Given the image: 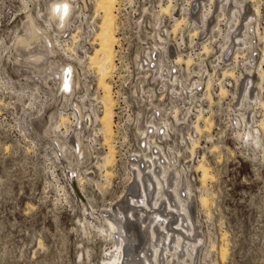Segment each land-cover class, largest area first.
Here are the masks:
<instances>
[{"label": "rangeland", "instance_id": "obj_1", "mask_svg": "<svg viewBox=\"0 0 264 264\" xmlns=\"http://www.w3.org/2000/svg\"><path fill=\"white\" fill-rule=\"evenodd\" d=\"M18 4L15 0L0 2V42L7 46L0 51V264H103L113 247L104 211L122 201L127 191V156L136 148L135 128L143 127L145 120L146 110L134 102L131 91L136 79L132 63L135 52L123 47V64L116 63V73L109 80L115 101L111 144L116 162L108 168L111 177L105 179L97 164L107 149L94 120L96 114L101 115L102 105L78 99L86 91L92 99L102 93H96L93 70L84 66L88 59L85 63L80 58L77 63L66 62L74 68V79L77 77L72 96L66 100L72 120L66 129H58L61 62L56 54L49 59L43 54L46 48L41 32L49 28L60 31H55L53 23L45 25L49 6L32 1L27 3L32 11L28 17L42 30L34 37L27 17L11 18L23 10ZM78 5L84 8L83 13L78 11L75 16L83 20L87 15L89 25L98 26L99 19L93 18V0ZM35 53L41 56L39 62L30 59ZM71 141L77 142L76 148L67 144ZM216 141V137L211 139L209 153H205L212 178L204 182L205 186L199 180L196 191L194 186L190 189V209L202 243L188 264H264V146L243 145L239 153L225 151ZM79 149L83 159L77 154ZM77 167L90 172L92 181L104 186L97 190L94 184H84L93 208L92 219L82 212L69 190L67 177L71 172L80 175ZM200 175L198 172L199 179ZM202 194L209 200L207 207L198 202Z\"/></svg>", "mask_w": 264, "mask_h": 264}, {"label": "built area", "instance_id": "obj_2", "mask_svg": "<svg viewBox=\"0 0 264 264\" xmlns=\"http://www.w3.org/2000/svg\"><path fill=\"white\" fill-rule=\"evenodd\" d=\"M15 1L23 10L13 13L11 18L31 15L29 2L40 1L48 7L52 1L60 0ZM75 1L84 4L85 0ZM257 6L259 14L255 11ZM167 7L168 10L163 11L162 8ZM34 13L37 15L36 11ZM115 15L117 54L114 62L123 64V47L135 52L132 63L136 79L131 86L136 98L134 102L138 101L146 109L149 101L143 91L149 89L152 92L151 103L157 111L152 121L156 126L165 121V125L151 135L170 164H174L173 170L178 175L172 173L171 177L179 186L178 191L183 194L185 188L191 189V186L196 191L199 181L196 165L203 159L207 161L205 153H209L207 146L211 139L216 137V142L224 146L225 151L240 153L243 143L236 134L260 130V122L264 119V111L258 105L259 99L264 100V74L258 75L260 68H264V0H116ZM87 22V15L83 20L78 16L59 33L51 28L45 30L54 43L53 54L61 63H77L79 58L85 63L86 56L93 51L97 24L94 28ZM178 22L180 26L176 27ZM237 36L243 38V43L236 42ZM45 47L49 59L52 54L47 45ZM6 48L2 40L0 51L4 52ZM141 52L150 56L154 69L136 68L134 60ZM251 55L253 61H249ZM187 60H190L188 64ZM156 68L163 69L161 76H155ZM247 73L254 77V85L250 89L252 92L244 96L245 80L251 78ZM210 80L207 90L206 83ZM136 86L139 97L134 94ZM259 86H262L261 90ZM221 88L226 93L221 94ZM72 92H60L61 102L57 107L60 115L68 118L66 100ZM87 97L86 92L78 99L88 100ZM207 122L212 125L209 131ZM135 144L136 148L127 156L128 186L138 161L135 155L137 139ZM129 145L133 146L132 140Z\"/></svg>", "mask_w": 264, "mask_h": 264}, {"label": "bare ground", "instance_id": "obj_3", "mask_svg": "<svg viewBox=\"0 0 264 264\" xmlns=\"http://www.w3.org/2000/svg\"><path fill=\"white\" fill-rule=\"evenodd\" d=\"M93 3H94L93 18L99 19V23L97 28L94 30L95 31L94 39H93L94 48L92 51L94 53L92 54L91 52L90 54L92 55L88 54V56H86L88 62L84 66L90 71L93 70V73L95 74L94 77L96 78V86L98 87V89H96V93L99 90L100 93L102 91L101 93L102 96L100 95L96 99L95 98L92 99L88 96L89 97L88 99L98 101L99 104L102 105L101 115L96 114L94 116V120L98 122L99 125L98 127H100V129L98 128V132L99 133L101 132L103 143L107 149V152H105L106 154L97 164V168L99 169V172L101 173L102 177L106 179L111 177L110 169L108 168H111L114 162H116L114 149L111 144V138L115 136L113 135V129H112L114 126L113 117L115 114L114 113L115 101L113 98V89L111 87L112 86L111 81H110L111 86L109 84V80L112 79L111 77L114 76L115 70H117L116 64H114L115 61L114 55L116 54L115 48L117 44L116 15H115L116 0H93ZM48 6L49 9L48 12L46 13H49L47 14V16L49 17H47V21H45V25L49 26L52 25L53 23L55 26V31L56 30L61 31L68 24L69 18L72 17L75 18L76 17L75 15L79 13H83V9H84V8H80L78 2H76L75 0H60L56 2L53 1ZM162 9L163 11L166 12V10H168V7ZM238 10L240 11L239 6H238ZM255 11L256 14L260 13L259 6L255 7ZM27 18L29 22L28 25L31 28L30 30L31 35L33 34V36L36 37L42 33L44 41L46 42V44L45 43L44 44L47 45V47L50 49L49 50L50 54L53 55L54 43L53 41H50L49 37L46 34V31L45 30L42 31L39 27H37V24L35 23L34 19L31 18V16ZM82 18H86V17L83 16ZM195 21L199 22V20H195ZM177 26H180L179 22L176 24V27ZM91 27L95 28V25L91 24ZM40 31L42 32L40 33ZM263 38H264V27H263ZM242 40H243L242 37L237 36L236 39L237 43H241V42L243 43ZM19 41L22 40L19 39ZM19 44H23V43H19ZM40 52H42V50L37 53ZM45 53L43 51V54ZM35 54L30 55L31 57L30 59L34 60L35 62H39L41 56ZM253 60L254 58L251 55L249 61H253ZM189 61L190 60H187L186 63L188 64ZM134 62L136 68L143 69L144 66H146L145 67L146 69H151V67H153L154 69V66L152 65V62L150 60V56L148 57V55L145 54L144 52H141L140 55L138 54L135 57ZM48 63L51 64L50 62ZM70 63L69 64L66 63L64 65H59L57 63V65H59V70H60L59 72L61 77L60 85H59L60 88L59 87L58 88L59 91L61 92L72 91L73 84L75 82L74 80L77 78L76 77L74 79L73 76L74 68ZM56 67L58 70V66ZM162 71H163L162 68H156L155 76H161ZM82 73L81 76L83 75ZM259 73L260 74L258 75L262 77L264 74V68H260ZM90 74L88 73L87 75ZM145 75L146 76L148 75L147 72L145 73ZM247 75H249V77L251 78H247L245 80V84L243 86V91H242L244 96H246L248 92H252L250 89L254 85L252 80L254 77H252L248 73ZM85 76H86V72H85ZM58 78H59V73H58ZM77 81L79 80L77 79ZM206 84H207V90H209L211 85V80L208 81ZM86 85L85 87H87ZM261 89L262 86H259V90ZM82 91L84 92V90ZM143 92L145 96H147L149 103H147L146 105V109H145L146 112L144 117L145 120L143 127L135 129V138L137 139V147H138V150L135 152V155L138 158L136 164L137 166L133 168V178H131L130 185L127 187V191L123 196V199L121 198L122 201L116 203L114 206L112 205L113 207L111 208L107 207L108 209H105L104 211V215H105L104 217L107 218L106 222L110 228V233L108 234V237H110L113 247L107 253L106 260L103 264H174V263L188 264L189 260L192 259V256L196 255L199 246L202 243V237L200 235L196 236L197 234L196 222L194 221L195 218L193 219L192 211L190 209L192 203L191 190L189 187H187L185 188L186 192H183V194L177 190L178 187L176 186V183L173 181L172 179L173 177H171L172 173L176 174L175 170H173L174 164H170L165 153L161 151L160 145L157 144L154 136L151 135L156 131L158 132L160 130L159 128L165 125V121L164 122L162 121L161 122L162 124L160 126H156L153 123L152 118L155 116L157 111L156 109H154L153 103H151L153 97L152 92L149 89H146ZM221 92H222L221 94H224L226 93V90L221 88ZM134 94H136L139 97V91L137 89V86L134 87ZM90 96L92 97V95ZM258 102H259L258 105L264 111V100H258ZM81 121L82 120H80V122ZM69 123L71 124V122H69L68 117H66L65 115H60L59 122L56 124L55 127L58 129L64 127L66 129V125ZM207 126L208 127L211 126L210 122H207ZM196 129L197 131H200L199 126H196ZM260 130L264 131V119L263 121L260 122ZM249 131L251 130H247L242 133L238 132L236 134V138L240 142H242L243 145L251 144L252 147H254V145H258L259 147H261V145L264 146L263 143L264 141L262 142V134L260 135L259 129L252 130L251 132ZM65 132L68 131L66 130ZM75 136L76 135H74V137ZM67 144L71 145L74 148L77 147V142L75 144L74 142L71 141L70 144L69 143ZM215 149L216 148H214V150ZM250 149L252 148L250 147ZM192 150L193 151L195 150V145L193 146ZM70 151L72 150L70 149ZM81 153L82 151L79 149L77 154L79 155V157L81 156L83 159V154ZM196 167H197V171L201 173L199 179L200 182H202L201 185L204 184L203 186H205L204 182L212 178L210 169L206 164L205 159L200 161ZM77 168L81 170L80 175L71 172L69 174V177H67L69 179L68 181L69 190L71 195L82 206L83 209L82 212L90 216L92 219L94 218L93 213L91 212L93 208L90 204L87 195L85 194L84 184L85 183L88 184L91 183L92 185L94 184L96 187H98L97 190L100 189L103 185L100 187L101 183H98L97 181H92V179L90 178L91 174L90 172L88 173L87 170L82 169V167H77ZM128 183L129 182H127V184ZM206 196L207 195L202 194L198 198L199 200L198 202L200 206L202 205L207 207V204H209L208 203L209 200L207 199ZM92 223H95L94 220H92ZM98 231L102 233L104 232L102 228H98ZM106 232L104 233L106 234ZM221 253L223 255V252Z\"/></svg>", "mask_w": 264, "mask_h": 264}, {"label": "water", "instance_id": "obj_4", "mask_svg": "<svg viewBox=\"0 0 264 264\" xmlns=\"http://www.w3.org/2000/svg\"><path fill=\"white\" fill-rule=\"evenodd\" d=\"M74 189H75V187H74Z\"/></svg>", "mask_w": 264, "mask_h": 264}]
</instances>
